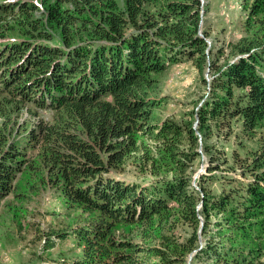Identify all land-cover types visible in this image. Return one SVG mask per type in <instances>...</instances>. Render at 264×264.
Returning a JSON list of instances; mask_svg holds the SVG:
<instances>
[{
  "label": "trees",
  "instance_id": "trees-1",
  "mask_svg": "<svg viewBox=\"0 0 264 264\" xmlns=\"http://www.w3.org/2000/svg\"><path fill=\"white\" fill-rule=\"evenodd\" d=\"M239 8L245 36L208 55L200 0H0V204L28 171L87 215L55 264H264V0ZM192 60L208 93L159 119L153 76Z\"/></svg>",
  "mask_w": 264,
  "mask_h": 264
},
{
  "label": "rangeland",
  "instance_id": "rangeland-1",
  "mask_svg": "<svg viewBox=\"0 0 264 264\" xmlns=\"http://www.w3.org/2000/svg\"><path fill=\"white\" fill-rule=\"evenodd\" d=\"M200 5V31L208 33V55L210 49L215 52L245 36L242 27L244 13L239 8V0H200ZM210 75L209 69L200 68L194 60L173 64L154 75L156 82L150 96L162 100L154 115L159 119L174 117L175 120L182 118L188 121L189 113L196 110L208 93ZM22 115V119L27 118L26 114ZM196 126L197 121L193 129ZM31 153H28V158ZM205 160L202 157L201 162H195L194 172L190 171L191 185L197 190V179L206 173ZM137 167V163L126 166L120 175L142 184L154 180L149 170ZM172 167L168 165L165 168L168 176L173 174ZM27 173L21 174L16 181V192L25 194L26 198L21 199V196L18 198L17 194L11 193L0 204V264H55L80 259L81 249L72 236L58 240L53 233L59 230L70 232L87 215L75 206H67L61 192L48 184L40 185L36 192H29L26 188ZM200 207L201 203L197 205V208ZM202 225L200 217L198 232ZM174 233L177 237L184 235L179 229ZM47 237H53V241L48 242Z\"/></svg>",
  "mask_w": 264,
  "mask_h": 264
}]
</instances>
